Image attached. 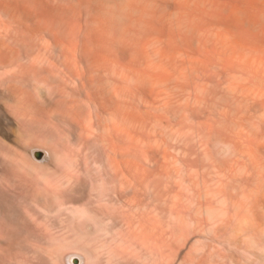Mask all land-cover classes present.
Wrapping results in <instances>:
<instances>
[{"label": "bare ground", "instance_id": "obj_1", "mask_svg": "<svg viewBox=\"0 0 264 264\" xmlns=\"http://www.w3.org/2000/svg\"><path fill=\"white\" fill-rule=\"evenodd\" d=\"M0 264H264V0H0Z\"/></svg>", "mask_w": 264, "mask_h": 264}]
</instances>
